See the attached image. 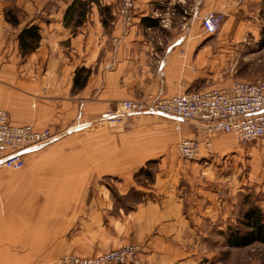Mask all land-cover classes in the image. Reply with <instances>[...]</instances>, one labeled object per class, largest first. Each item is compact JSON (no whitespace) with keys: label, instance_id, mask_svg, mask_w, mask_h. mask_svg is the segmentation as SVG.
<instances>
[{"label":"crops","instance_id":"1","mask_svg":"<svg viewBox=\"0 0 264 264\" xmlns=\"http://www.w3.org/2000/svg\"><path fill=\"white\" fill-rule=\"evenodd\" d=\"M73 1L63 0V7L55 12L41 7L26 25L39 27V45L34 51L24 54L18 39L8 37L7 29L10 24L0 10V108L7 110L15 124L31 123L39 128L52 124L57 132L63 133L29 151L27 154L34 153L29 161L30 166L42 159L41 152L56 151L60 147L56 143L58 140L75 132L85 133L94 127L95 119L108 120L104 110L116 101L130 98L151 100L158 95L208 89L191 88L199 78L196 71L198 35L195 27L165 25L171 17L176 16L175 19L192 20L191 24H195L199 0H135L133 23L125 28L117 16L119 0H84L87 1L88 9L80 16L82 23L77 26L66 25L65 13ZM106 7L109 9L107 12ZM202 10L206 12L208 8L200 7V11ZM106 16L111 17L113 26L109 35L102 36L105 27L103 19ZM90 19L94 27L89 25ZM151 19L156 20L157 24L152 23ZM159 21L168 27L169 35L160 36L162 29H159ZM18 26L11 28L17 29ZM107 36L112 39L113 45L109 49H103ZM70 46L79 54L67 58L66 51ZM85 64L98 68L91 73L87 84L79 87L75 82L76 76L73 78L74 70ZM103 65L107 72L103 71ZM44 100H52L53 105L42 103ZM126 117L135 123L132 129L119 135H124L127 145L131 146L126 150L129 155L125 160L136 163L135 168L147 166L155 160H159L161 166L165 162L162 148L165 147L168 136L174 142L171 146H177L178 152L182 139L198 138L201 141L195 156L186 159L206 161L207 156L197 157L200 146L204 143L212 151L222 152L230 146V139L223 138L226 135L211 136L207 128L188 120H178L153 112L132 113ZM149 130L162 132L161 137L154 139L151 144L146 142ZM155 142L159 144L154 146ZM69 145L86 148L84 139L70 142L67 146ZM115 147L119 148L110 146L105 149L107 166L120 162L113 151ZM149 147H153V150ZM95 155L92 167L80 166L81 169H77L71 167V163L77 162L69 161L65 171H47L44 179L50 187L48 194L55 199L63 196L62 201L68 204H93L100 209L113 207L115 204L110 200L113 193L103 184L104 177L119 176V190L126 195L131 185L129 182L132 171H108L102 165V150ZM171 174L161 171L154 186L148 189L158 195L157 199L142 202L132 213L125 212L123 216H119L125 223L130 222L131 230L125 231L123 240L142 242L147 264H198L197 250H192V244L196 245L197 240L191 232L188 233L195 225L198 207L183 202L182 190L170 181ZM39 177V173L33 172L26 179L34 182ZM56 200L60 201L61 198ZM15 201L16 198L10 205L15 206V209L19 207L16 214L18 218L1 219V264H35L34 260L39 253L49 249L48 244L53 243L54 230L47 218L36 220L32 210L21 213V205Z\"/></svg>","mask_w":264,"mask_h":264},{"label":"rangeland","instance_id":"2","mask_svg":"<svg viewBox=\"0 0 264 264\" xmlns=\"http://www.w3.org/2000/svg\"><path fill=\"white\" fill-rule=\"evenodd\" d=\"M201 1H203L202 4ZM63 5V0H0V10L5 19L7 20L6 12L10 10L18 16L21 23L17 31L16 28H11L14 25L7 20L10 24L7 29L8 37L18 39V34L28 29L26 25L37 15L42 6V9L55 12L59 11ZM200 7L202 9L207 7L208 10L200 11ZM196 10H198V18L195 24H191L192 20L175 19L177 16L171 17L167 21L168 24L163 23L169 26L178 24L185 28L195 27V32L199 36H197L196 51L194 50L198 61L196 71L199 78L191 88L198 90L227 85L235 80L264 79V0H199ZM207 14L221 17L220 28L211 35L203 29V19ZM117 16L124 28L131 26L125 24L119 12ZM105 19L107 24L102 31V36L109 35L113 26L111 17L106 16ZM90 24L94 27L91 19ZM163 24L159 21V29H162L160 36L169 35L170 30ZM103 44V49L107 47L109 49L110 45H113L112 39L107 36ZM73 48L70 46V49L66 51L67 58L79 54ZM103 66V71L107 72L105 65ZM78 67L90 69L87 81L91 78V73L98 68V66L86 64L77 66L73 78L78 76L80 80L87 75V72L80 70L77 74ZM130 99L141 102L150 101L149 98ZM119 101L110 104L104 110L108 120L95 119L94 127L92 126L85 133L75 132L58 140L56 143L60 147L56 151L41 152L42 159L32 166L29 161L32 160L34 153L24 156L25 165L21 169L0 166V225L2 218H18L16 214L19 207L15 209V206L10 205L16 198L15 202L21 205V213L32 210L36 220L41 221L47 218L54 230L53 243L48 244L49 249L39 253L34 260L35 264H98L106 254L133 246L139 248L133 258L124 262L107 264H147L144 244L123 240L125 231L131 228L130 222L125 223L119 216H123L125 212L132 213L134 208L142 202L158 198L155 192H149L148 189L154 186L158 174L163 171L164 174L172 173L170 181L182 190L183 202L198 207L195 225L191 227L192 231L190 229L188 231L197 240V246L192 244V250H197L198 264H264V241L256 240L241 246L230 245L231 236H234L235 232L241 235L251 231L245 220L248 208L256 206L264 212V139L241 142L234 134L210 133L211 136L226 135L223 138L227 137L231 142L229 149L222 152L212 151L207 143L202 144L197 157L207 156L204 161V159L182 157L177 146H171L174 142H171V137L168 136L166 145L162 148L165 152L162 156L165 162L161 166L159 160H155L147 166L135 168L136 163L125 160L129 155L126 150L131 146L127 145V138L124 135H119L132 129L135 121L118 115ZM42 103L53 105L52 100H44ZM109 112L112 113L109 114ZM53 127L49 124L36 128H48L54 134L53 139L60 137L63 133L57 132V128ZM149 131V139L146 141L148 144L161 137L162 132ZM83 139L86 148L79 145L67 146L70 142H79ZM197 140L200 141L198 138ZM158 144L155 142L153 145ZM110 146H119L113 151L120 162L107 166L106 157H104L105 149ZM149 149L152 151L153 147ZM101 150L102 165L108 168V171H132L129 182L131 185L126 195L119 190V176L104 177L103 184L113 193L110 197L115 204L113 207L100 209L93 204H68L62 201L63 196H57L61 198L59 201L48 194L50 187L44 179L47 171L52 169L65 171L68 169L69 161L77 162L71 163V167L77 169H81L80 166L92 167V158ZM81 160L88 161L83 163L80 162ZM33 172L39 173L40 177L31 182L26 177L31 176ZM24 182L27 184H22ZM119 208L123 210H118ZM95 260H98V263Z\"/></svg>","mask_w":264,"mask_h":264},{"label":"built area","instance_id":"3","mask_svg":"<svg viewBox=\"0 0 264 264\" xmlns=\"http://www.w3.org/2000/svg\"><path fill=\"white\" fill-rule=\"evenodd\" d=\"M118 12L126 25H132L135 0H120ZM220 23V16L207 14L203 19V29L209 35L214 34L220 28ZM150 112L194 122L207 128L209 134L231 133L241 142H255L264 139V79L235 80L227 85L199 91L158 95L149 102L131 99L118 102L117 113L124 117L132 113ZM53 136L48 128L38 129L30 123H13L7 110L0 108V166L21 169L25 165L24 156L51 141ZM199 144L196 139H182L179 153L182 157L191 158L198 152ZM138 249L133 246L112 251L101 262H95H124L133 258Z\"/></svg>","mask_w":264,"mask_h":264},{"label":"trees","instance_id":"4","mask_svg":"<svg viewBox=\"0 0 264 264\" xmlns=\"http://www.w3.org/2000/svg\"><path fill=\"white\" fill-rule=\"evenodd\" d=\"M87 9V1L74 0L73 3L67 8L65 13L66 25L77 26L82 23V18L80 16L83 15ZM105 9H107L106 12L109 11L107 7ZM6 18L14 26H18L20 24V19L18 18V16L12 13L10 10L6 12ZM151 21L152 23L157 24L155 23L156 20L151 19ZM103 24H107V21L105 19H103ZM18 39L19 46L23 54L34 51L39 45V41L41 39L39 27L37 25L28 27V29H25L20 34H18ZM80 70H85L87 72V75L85 77H82L81 80H78L79 77L77 76L75 78V82L77 83V86L79 84V87H83L87 82L88 76L90 74V69L81 67L77 70V74ZM245 217L246 225L251 228V231L241 235L235 232L234 236H231L232 242H230V245L241 246L244 244L252 243L256 240L264 241V212L262 211V209L256 206L250 207L247 209Z\"/></svg>","mask_w":264,"mask_h":264}]
</instances>
